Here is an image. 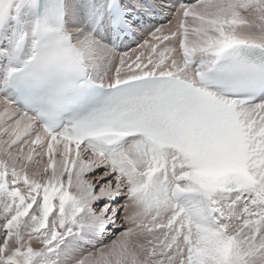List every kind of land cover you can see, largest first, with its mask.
Returning <instances> with one entry per match:
<instances>
[{"label":"snow or ice","instance_id":"obj_1","mask_svg":"<svg viewBox=\"0 0 264 264\" xmlns=\"http://www.w3.org/2000/svg\"><path fill=\"white\" fill-rule=\"evenodd\" d=\"M0 264H264V0H0Z\"/></svg>","mask_w":264,"mask_h":264}]
</instances>
